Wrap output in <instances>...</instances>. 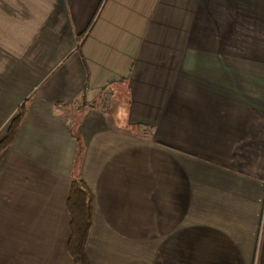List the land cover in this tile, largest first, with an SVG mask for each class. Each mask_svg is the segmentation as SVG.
<instances>
[{
	"label": "crops",
	"instance_id": "0c3cea01",
	"mask_svg": "<svg viewBox=\"0 0 264 264\" xmlns=\"http://www.w3.org/2000/svg\"><path fill=\"white\" fill-rule=\"evenodd\" d=\"M26 99L0 264H72L75 177L90 264H264V0H0V140Z\"/></svg>",
	"mask_w": 264,
	"mask_h": 264
},
{
	"label": "trees",
	"instance_id": "16d2710c",
	"mask_svg": "<svg viewBox=\"0 0 264 264\" xmlns=\"http://www.w3.org/2000/svg\"><path fill=\"white\" fill-rule=\"evenodd\" d=\"M30 99L23 101L17 108V113L11 120L7 132L0 140V153L8 149L18 132L26 113ZM77 142L75 167L78 166L83 146L79 137H74ZM93 197L84 182L75 177L72 180L69 196L67 199V210L70 217V236L68 240V253L72 264H90L85 246L89 235L92 221Z\"/></svg>",
	"mask_w": 264,
	"mask_h": 264
},
{
	"label": "built area",
	"instance_id": "2783aa9c",
	"mask_svg": "<svg viewBox=\"0 0 264 264\" xmlns=\"http://www.w3.org/2000/svg\"><path fill=\"white\" fill-rule=\"evenodd\" d=\"M86 90L89 91L90 90L89 87H87ZM75 105L77 106V105H79V103L76 102ZM263 187H264V182H263ZM260 200H261L262 208H263V212L262 213L264 214V188H263V191L261 193V199Z\"/></svg>",
	"mask_w": 264,
	"mask_h": 264
}]
</instances>
